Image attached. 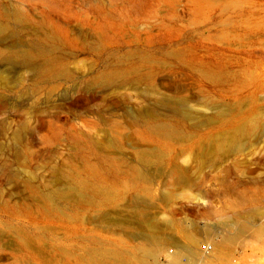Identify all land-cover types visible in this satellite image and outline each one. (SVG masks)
Returning <instances> with one entry per match:
<instances>
[{"label":"rangeland","instance_id":"obj_1","mask_svg":"<svg viewBox=\"0 0 264 264\" xmlns=\"http://www.w3.org/2000/svg\"><path fill=\"white\" fill-rule=\"evenodd\" d=\"M0 264H264V0H0Z\"/></svg>","mask_w":264,"mask_h":264},{"label":"bare ground","instance_id":"obj_2","mask_svg":"<svg viewBox=\"0 0 264 264\" xmlns=\"http://www.w3.org/2000/svg\"><path fill=\"white\" fill-rule=\"evenodd\" d=\"M14 58L16 59H20L22 60L24 63H27V64H31V61H32V57H31V54L27 51H19V52H16L14 54ZM115 71V70H114ZM116 75V72H109V73H106L105 75H103L99 80H98V84L100 85H109L113 82V79ZM158 102V101H157ZM160 105H163L165 106L166 108H169V109H166L167 111H175V107L172 106L171 104V101H169L168 99L166 98H161L158 102V106ZM171 109V110H170ZM152 130L155 131L156 133L160 134V135H163V136H167V135H171L173 132H174V128L172 127V125L167 122V121H164L163 123L159 124V125H153L152 126ZM154 236L153 239L158 241L159 239H157L155 236L156 235H152Z\"/></svg>","mask_w":264,"mask_h":264},{"label":"built area","instance_id":"obj_3","mask_svg":"<svg viewBox=\"0 0 264 264\" xmlns=\"http://www.w3.org/2000/svg\"><path fill=\"white\" fill-rule=\"evenodd\" d=\"M201 250L205 253H210L214 251V245L210 242L204 243L201 247Z\"/></svg>","mask_w":264,"mask_h":264}]
</instances>
